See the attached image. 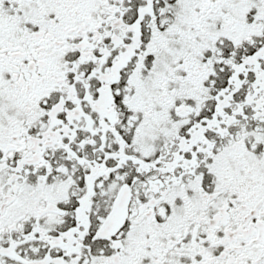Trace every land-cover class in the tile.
<instances>
[{"label":"snow or ice","instance_id":"snow-or-ice-1","mask_svg":"<svg viewBox=\"0 0 264 264\" xmlns=\"http://www.w3.org/2000/svg\"><path fill=\"white\" fill-rule=\"evenodd\" d=\"M0 264H264V0H0Z\"/></svg>","mask_w":264,"mask_h":264}]
</instances>
